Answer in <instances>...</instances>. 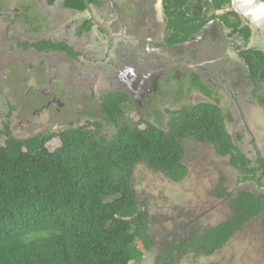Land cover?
<instances>
[{
  "label": "flooded vegetation",
  "instance_id": "af4514ba",
  "mask_svg": "<svg viewBox=\"0 0 264 264\" xmlns=\"http://www.w3.org/2000/svg\"><path fill=\"white\" fill-rule=\"evenodd\" d=\"M23 2L25 4V0ZM31 2L28 7L36 3L44 24L29 22V14L21 13L19 8H3L8 13L5 16L30 30L28 35L18 34V41L9 49L8 59H34L32 65L36 69L42 73L44 67L49 73V84L54 86L57 81L61 96L57 95L59 92L43 90L44 97L51 96L45 100L43 109H64L67 104L63 96L71 94L72 99H84L85 106L90 101L94 105L99 103L103 116L101 96L110 91H123L133 110L143 115V120L156 118L148 111L163 112L168 116V126L175 111L191 110L201 103L213 104L222 110L226 128L256 169L251 173L243 172L231 164L229 156L216 152L225 159L231 184L230 188L215 191L218 199L225 201L215 205L214 201L211 207L223 208L225 202L230 213L233 212L231 201L241 191L260 198L264 196V152L257 145L256 137H249L250 127L255 125L257 129L260 123V110L264 119V33L235 9L233 0L218 8H215L217 0ZM187 29H192L193 33L184 41H177V32L185 35ZM42 39L60 46L41 49L42 44L38 42ZM52 60L62 62L55 72L51 70ZM239 111L244 114L235 117ZM250 112L254 114L251 123L246 120V113ZM78 113L91 116L86 112ZM194 207H187L184 215L181 213L183 219L179 226L166 230V236L157 242L159 250L164 242L179 243L184 238L190 241L197 232L203 233L211 226L200 224L207 214L205 206ZM261 218H264V208L249 221ZM175 254L174 264L190 254L205 255L178 249Z\"/></svg>",
  "mask_w": 264,
  "mask_h": 264
},
{
  "label": "trees",
  "instance_id": "16d2710c",
  "mask_svg": "<svg viewBox=\"0 0 264 264\" xmlns=\"http://www.w3.org/2000/svg\"><path fill=\"white\" fill-rule=\"evenodd\" d=\"M226 1L217 0L215 8ZM185 32H177V41L193 30ZM38 45L60 46L43 39ZM129 101L123 91L101 96L103 118L115 128L111 136L93 119L27 138L8 134L0 143V264H142L157 241L147 203L133 183L134 169L145 164L181 182L189 171L185 138L212 144L239 170L255 171L219 107L201 103L175 111L164 130L148 120L140 127L127 117ZM55 138L60 144L51 149L48 143ZM231 207L225 221L190 241L164 242L152 264H174L177 249L205 255L221 249L260 213L264 196L241 191Z\"/></svg>",
  "mask_w": 264,
  "mask_h": 264
},
{
  "label": "rangeland",
  "instance_id": "374dc122",
  "mask_svg": "<svg viewBox=\"0 0 264 264\" xmlns=\"http://www.w3.org/2000/svg\"><path fill=\"white\" fill-rule=\"evenodd\" d=\"M0 3V61H2L0 66H3L0 69V143L6 141L8 134L18 138H27L57 131L69 126L74 116L76 117L73 120L75 125L82 124L87 120H100L104 124L105 133L111 136L115 128L101 116L99 103L94 105L90 101L86 107L84 99H72L69 97L71 95L69 93L70 95L63 96L67 104L64 109L58 111L55 107L42 108L45 100L51 97H48L49 94L44 97L43 90L57 93L59 84L57 81L54 86L49 84V78H47L49 73L45 71L44 67H42V73L36 69L37 67L32 65L35 63L32 62L34 59L24 58L15 61L8 59L9 49L14 42L18 41V34L28 35L30 30L25 28L26 26L16 23L12 17L5 16L8 13L4 12L3 8L9 6L19 8L21 13L29 14V22L31 20L35 25L37 23L44 24L43 14L36 10V3L30 8L28 7V3H32L31 0H25V4L23 0H0ZM61 64L60 61L52 60L54 66H51V70L57 71L58 65ZM61 93L59 92L57 95L61 96ZM85 107L88 109L85 110ZM128 108L127 117H131L133 121H140L139 126L144 127L146 123H142L143 115L139 111H134L132 106H128ZM78 111L89 113L91 116L80 115ZM148 114L156 115L154 121L150 122L164 130L168 129L167 115H164L163 112L149 111ZM148 119H151V116L148 115ZM260 123L264 124L262 116H260ZM251 129L256 130L253 125ZM260 129L257 145L264 152V126L262 125ZM182 143L185 149L183 161L189 167V171L181 182H174L145 164H137L134 169L133 183L140 199L147 203L146 208L150 215V233L157 242L166 236L167 229L173 230L175 226H179L183 219L182 215L188 208L195 209L194 206H205L207 214H204L200 221V224L204 226L216 225L232 213H229V208H225V202L223 208L211 207L214 201V205L219 201H225L218 199L215 191L230 188L231 181H229L230 176L227 173L225 159L216 153L211 144L198 142L191 137L183 139ZM59 144V140L55 138L48 143V146L54 149ZM156 244V247L145 256L142 264L153 263L155 252H158L160 243ZM188 257L189 259H186ZM194 262L195 264H264V218L248 221L242 230L234 234L221 249L214 253L201 257L190 254L182 257L179 264H194Z\"/></svg>",
  "mask_w": 264,
  "mask_h": 264
},
{
  "label": "water",
  "instance_id": "95a60500",
  "mask_svg": "<svg viewBox=\"0 0 264 264\" xmlns=\"http://www.w3.org/2000/svg\"><path fill=\"white\" fill-rule=\"evenodd\" d=\"M235 9L264 33V0H233Z\"/></svg>",
  "mask_w": 264,
  "mask_h": 264
},
{
  "label": "crops",
  "instance_id": "0c3cea01",
  "mask_svg": "<svg viewBox=\"0 0 264 264\" xmlns=\"http://www.w3.org/2000/svg\"><path fill=\"white\" fill-rule=\"evenodd\" d=\"M53 10H55V9L52 8V11H53ZM260 109H261V108H260ZM260 112H262V111L260 110ZM260 112H259V114H258V118H259V120H260V116H262V114H261ZM243 114H244V112L239 111L238 114H237V113L235 114V117H238V115H243ZM253 116H254V114H253L252 112H250L249 114L246 113V120H247V121H250V123H251V121H254L253 118H252ZM258 124H259V125H258V127H257L256 130H255V129L252 130L251 127H250V131H251V132L249 133V137H250V138H252L251 136H253V137L255 136V137H256V140L259 139V136H260V135H259V133H260V130H259V129L262 128V125H261L260 123H258ZM254 127L256 128L255 125H254ZM252 132H253V133H252ZM250 138H249V139H250ZM249 139H247V140L249 141Z\"/></svg>",
  "mask_w": 264,
  "mask_h": 264
}]
</instances>
